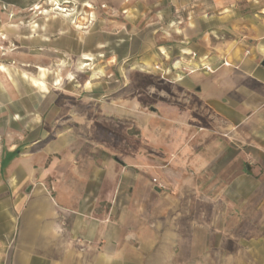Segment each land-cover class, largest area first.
Wrapping results in <instances>:
<instances>
[{"label": "crops", "instance_id": "1", "mask_svg": "<svg viewBox=\"0 0 264 264\" xmlns=\"http://www.w3.org/2000/svg\"><path fill=\"white\" fill-rule=\"evenodd\" d=\"M251 28L230 65L177 80L195 102L165 110L158 170L149 143L72 163L68 136L42 185L2 154L0 264H264V19Z\"/></svg>", "mask_w": 264, "mask_h": 264}, {"label": "rangeland", "instance_id": "2", "mask_svg": "<svg viewBox=\"0 0 264 264\" xmlns=\"http://www.w3.org/2000/svg\"><path fill=\"white\" fill-rule=\"evenodd\" d=\"M262 19L264 0H0V161L19 148L8 168L45 176L69 136L72 163L149 143L158 170L165 110L195 102L177 80L234 62Z\"/></svg>", "mask_w": 264, "mask_h": 264}, {"label": "built area", "instance_id": "3", "mask_svg": "<svg viewBox=\"0 0 264 264\" xmlns=\"http://www.w3.org/2000/svg\"><path fill=\"white\" fill-rule=\"evenodd\" d=\"M223 65H230V63H229L228 61L225 60V61L223 62ZM203 67H204V69L207 70V71H213L211 65H209V64L206 65V66H205V64H203ZM154 182H157V179H156V178H154ZM158 186L161 187V188H164L163 184H158Z\"/></svg>", "mask_w": 264, "mask_h": 264}, {"label": "bare ground", "instance_id": "4", "mask_svg": "<svg viewBox=\"0 0 264 264\" xmlns=\"http://www.w3.org/2000/svg\"><path fill=\"white\" fill-rule=\"evenodd\" d=\"M66 2H68V1H66ZM59 6H60V5H59ZM59 6H57L55 9H60ZM86 6L92 7V5H91L90 3H87ZM35 8H36V9H40L41 6H40V5H37V6H35ZM64 10H65V9H64ZM43 12H48V10L46 9V10H44V11H41V13H43ZM65 16H66V15H65ZM0 69H1V70H5V67H4V66H1Z\"/></svg>", "mask_w": 264, "mask_h": 264}, {"label": "trees", "instance_id": "5", "mask_svg": "<svg viewBox=\"0 0 264 264\" xmlns=\"http://www.w3.org/2000/svg\"><path fill=\"white\" fill-rule=\"evenodd\" d=\"M20 150L19 148H16V150L14 151L15 153H18Z\"/></svg>", "mask_w": 264, "mask_h": 264}, {"label": "water", "instance_id": "6", "mask_svg": "<svg viewBox=\"0 0 264 264\" xmlns=\"http://www.w3.org/2000/svg\"><path fill=\"white\" fill-rule=\"evenodd\" d=\"M262 65L264 66V61L262 62Z\"/></svg>", "mask_w": 264, "mask_h": 264}]
</instances>
